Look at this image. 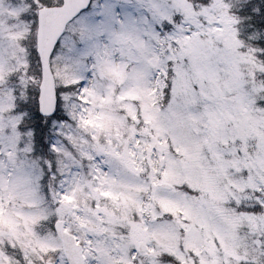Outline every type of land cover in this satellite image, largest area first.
Instances as JSON below:
<instances>
[{"label": "snow or ice", "instance_id": "snow-or-ice-1", "mask_svg": "<svg viewBox=\"0 0 264 264\" xmlns=\"http://www.w3.org/2000/svg\"><path fill=\"white\" fill-rule=\"evenodd\" d=\"M247 3L0 0V264H264Z\"/></svg>", "mask_w": 264, "mask_h": 264}, {"label": "trees", "instance_id": "trees-1", "mask_svg": "<svg viewBox=\"0 0 264 264\" xmlns=\"http://www.w3.org/2000/svg\"><path fill=\"white\" fill-rule=\"evenodd\" d=\"M254 1L261 2L262 4L260 6H256L254 4ZM263 2H264V0H248L247 5H245V7L241 10V15L248 16L249 10H251L254 6L264 8V3ZM254 14H255L254 17L256 19H258V18H260L262 16L261 13H259V14L254 13ZM250 28H252V26ZM254 29H259V30L263 31L264 30V24L258 25V27L254 26Z\"/></svg>", "mask_w": 264, "mask_h": 264}, {"label": "rangeland", "instance_id": "rangeland-1", "mask_svg": "<svg viewBox=\"0 0 264 264\" xmlns=\"http://www.w3.org/2000/svg\"><path fill=\"white\" fill-rule=\"evenodd\" d=\"M263 3H264V2H263ZM254 4H255L256 6H260L262 3H261V2H258V1H254ZM256 27H258V24L256 25ZM263 31H264V30H263ZM250 32H251V31H250ZM260 41L264 43V36L261 37Z\"/></svg>", "mask_w": 264, "mask_h": 264}]
</instances>
